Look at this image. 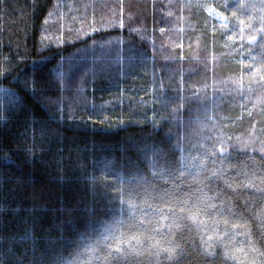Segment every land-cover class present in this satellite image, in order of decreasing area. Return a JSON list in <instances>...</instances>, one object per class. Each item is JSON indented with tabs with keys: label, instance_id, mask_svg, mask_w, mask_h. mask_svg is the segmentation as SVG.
<instances>
[{
	"label": "trees",
	"instance_id": "1",
	"mask_svg": "<svg viewBox=\"0 0 264 264\" xmlns=\"http://www.w3.org/2000/svg\"><path fill=\"white\" fill-rule=\"evenodd\" d=\"M262 36L264 0H0V264H264Z\"/></svg>",
	"mask_w": 264,
	"mask_h": 264
},
{
	"label": "snow or ice",
	"instance_id": "2",
	"mask_svg": "<svg viewBox=\"0 0 264 264\" xmlns=\"http://www.w3.org/2000/svg\"><path fill=\"white\" fill-rule=\"evenodd\" d=\"M255 41V37L253 36L252 39L249 41V43H253ZM262 42H264V36H262ZM195 219V217H192Z\"/></svg>",
	"mask_w": 264,
	"mask_h": 264
}]
</instances>
